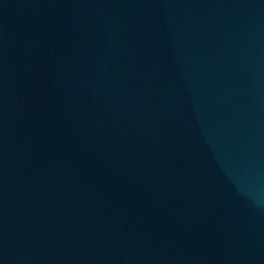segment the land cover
<instances>
[{
	"label": "water",
	"instance_id": "obj_1",
	"mask_svg": "<svg viewBox=\"0 0 264 264\" xmlns=\"http://www.w3.org/2000/svg\"><path fill=\"white\" fill-rule=\"evenodd\" d=\"M0 264H264V0H0Z\"/></svg>",
	"mask_w": 264,
	"mask_h": 264
}]
</instances>
